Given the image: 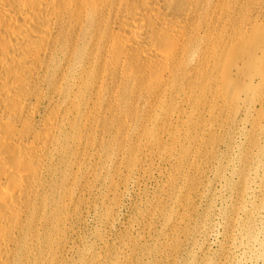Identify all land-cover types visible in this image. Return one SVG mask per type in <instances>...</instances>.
<instances>
[{"label": "bare ground", "instance_id": "obj_1", "mask_svg": "<svg viewBox=\"0 0 264 264\" xmlns=\"http://www.w3.org/2000/svg\"><path fill=\"white\" fill-rule=\"evenodd\" d=\"M263 92L264 0H0V264L97 263L73 236L81 209L98 211L97 185L108 199L111 155L127 171L169 164L171 224L216 133L249 123L230 169L247 190L264 171L251 119ZM242 231L255 240L251 220Z\"/></svg>", "mask_w": 264, "mask_h": 264}, {"label": "rangeland", "instance_id": "obj_2", "mask_svg": "<svg viewBox=\"0 0 264 264\" xmlns=\"http://www.w3.org/2000/svg\"><path fill=\"white\" fill-rule=\"evenodd\" d=\"M260 97H264V92ZM251 110L255 111L251 118L255 119L253 131L259 134L264 128V106L254 102ZM228 127L216 133L220 136L215 145L216 158L200 171L190 207L178 210L175 216L180 214L178 220L174 217L171 224L161 214H165L168 205L169 191L165 186L169 176L164 173L170 169L169 164L147 156L141 163V172L140 166L127 171L125 158L111 155L114 164L110 190L106 194L108 199L101 204L105 191L102 184L97 185L94 194L98 211L87 215L86 208L81 209L82 219L73 236L81 249L88 252L86 256L94 249L100 259L95 264H264L260 249L264 242V171L254 177L252 169L247 190H241L242 182L230 169L239 168L236 156L239 148H246L251 126L242 123L239 126L242 134L229 138L225 134ZM258 143L264 146L261 136ZM144 146H147L145 142ZM143 154L149 155L148 151ZM226 161H230L231 166L218 175ZM123 179L125 185L113 191L114 184ZM104 204L108 216L103 215ZM244 209L248 217L243 215ZM236 218L243 226H238ZM250 220L255 240L246 243L242 228Z\"/></svg>", "mask_w": 264, "mask_h": 264}]
</instances>
